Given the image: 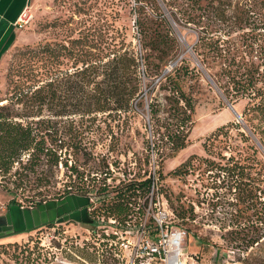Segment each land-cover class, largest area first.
<instances>
[{
    "label": "rangeland",
    "instance_id": "374dc122",
    "mask_svg": "<svg viewBox=\"0 0 264 264\" xmlns=\"http://www.w3.org/2000/svg\"><path fill=\"white\" fill-rule=\"evenodd\" d=\"M160 2L161 12L168 20V29L179 45L177 61L185 59L201 71V75L185 88L196 102L187 147L171 158H163L150 148L158 136L152 130L149 115L150 80L144 75L141 37L134 20L135 0H35L22 13L18 46L3 62L0 101L11 99L14 94L11 81L16 78L19 67L27 63L26 58L20 56L22 51L44 44L57 48V44L79 39L88 29L93 31L102 27L111 31L112 26L126 34L127 43L139 59L144 98L136 101L134 113L120 119L103 116L92 123L75 118L74 126H83L79 152L63 148L59 150L63 160L61 165L39 170V179L52 177L53 187L46 189L36 176L27 172L23 182L14 175L0 180L8 187L13 186V181L23 183L19 199L28 205L24 201L38 192L54 198L71 189L76 192L77 174L71 170L72 166L89 177L103 179L104 173H110L106 184L114 190L123 188L130 180L152 176L159 187L154 195H164L177 215L181 211L188 213L182 224L188 230L184 252L193 258L191 264H264V241L248 252H243L240 246L244 237L255 233L264 236V118L252 117L247 121L248 116L244 113L250 100L232 97L234 86L228 72L231 58H234L237 62H254L261 66L260 73L264 75V10L259 5H247L244 0H222L220 3L205 0L198 5L190 2L189 6L176 8ZM213 45L230 52L226 61L225 57L209 52V46ZM205 55H208L206 62ZM63 61L67 63V60ZM73 62L69 61V66L65 64L61 69L71 68ZM57 67L54 63L53 71ZM16 109H21V106H16ZM55 122L58 127L64 124L61 119ZM231 124L233 126L214 141L212 135L219 128ZM56 140L54 136L49 138V145L56 148ZM205 144L211 149L210 154L206 152ZM193 155L199 159L194 161L188 172L182 176L172 174ZM230 156L245 165L246 176L240 185L221 170L226 163L224 157L228 159ZM200 158L210 159L212 163L202 162ZM241 188L244 191L240 194ZM1 191L0 198L6 195ZM251 191L258 209L241 212L240 209L250 199ZM90 194L91 199L70 196L65 202L51 204V210L36 211L34 220L51 219L57 214L55 207L62 208L60 206L78 213L85 212L93 203L102 207L111 203L110 197L116 193H111L109 198H100L94 190ZM148 194L141 195L145 197ZM192 208L193 215L190 212ZM78 215L68 216L62 221L54 220V227L27 232L25 241L0 242V245L8 246V250L0 246V264H85L73 254L72 259L66 260L63 246L72 247L74 254L91 264L94 255L90 249L93 245L91 228L86 225L89 218ZM65 239L68 242L64 245Z\"/></svg>",
    "mask_w": 264,
    "mask_h": 264
},
{
    "label": "trees",
    "instance_id": "16d2710c",
    "mask_svg": "<svg viewBox=\"0 0 264 264\" xmlns=\"http://www.w3.org/2000/svg\"><path fill=\"white\" fill-rule=\"evenodd\" d=\"M161 1L168 7L176 8L186 4L189 6L190 2L198 5L205 0ZM217 1L220 3L222 0H211L212 3ZM244 1L251 7L259 5L264 10V0ZM133 11L135 25L141 37L144 75L150 80L149 115L152 130L155 136H158L150 148L163 158H171L189 144L196 102L185 88L190 81L201 75V71L182 59L173 70L163 76L166 68L177 61L179 45L168 29V20L161 12V2L135 0ZM110 30L102 27L93 31L88 29L79 39L57 44V48L44 44L27 48L20 53L27 63L19 67L16 78L11 81L14 91L12 98L0 101V178L14 175L23 182L27 172L36 176L41 186L51 188L52 177L39 179V170L44 167L53 169L61 165L63 160L59 150L63 148L79 152L82 146L79 137L83 126H74L75 118L87 119L94 123L99 117H113L115 120L135 112L136 101H143L144 98L139 59L127 43L126 34L115 26ZM209 48L211 54H219L218 57H225V61L228 59L229 51L220 50L215 46ZM205 56L204 62L208 60V55ZM63 59L67 60V63H64ZM71 60H74L71 68L61 69L65 64L69 66ZM231 60L228 72L234 86L232 97L250 100L244 113L248 116L247 121L252 117L264 118V75L260 73L261 66H256L250 61L237 62L234 58ZM54 63L58 65L56 71H53ZM16 106H21V109H16ZM56 119L63 120L64 126L58 127ZM232 126L233 124L219 128L212 135L214 141ZM52 136L57 139L56 148L48 143ZM262 140L264 142V138ZM204 148L208 154L211 153L206 144ZM224 158L226 163L221 166V170L237 185L242 184L246 176L245 165L235 157ZM196 159L199 158L191 156L172 174L182 176L193 167ZM200 160L212 163L210 159ZM71 170L77 174V191L72 192L71 189L63 194L57 193V198L38 192L33 198H27L24 203L28 205H25L19 199L22 197L19 191L23 183L13 181V186L8 187L0 180V189L12 196L8 207L17 205L28 209H38L49 203L61 202L70 196L91 199L90 193L93 190L100 198H109L111 193H116L110 197L111 203L97 207L93 212H90L93 204L89 205V222L86 225L91 226L92 218L98 213L106 217L122 218L131 208L128 204L134 198L143 196L141 194L149 193L155 180L152 176L138 181L133 179L123 188L114 190L106 184L110 173H104L105 178L101 179L98 176H86L78 171L77 167L72 166ZM42 172L43 170L40 173ZM159 172L161 178L163 175L161 170ZM39 189L40 187L37 190ZM243 191L241 188L240 194ZM249 196L250 199L240 209L241 212L249 213L258 209L252 191ZM104 202L106 203L105 199ZM190 212L193 215V208ZM187 214L186 211H181L178 216L185 221ZM54 226V222H49L37 231ZM263 239L264 236L255 233L241 239L240 246L243 252H248L251 248L261 245Z\"/></svg>",
    "mask_w": 264,
    "mask_h": 264
},
{
    "label": "built area",
    "instance_id": "2783aa9c",
    "mask_svg": "<svg viewBox=\"0 0 264 264\" xmlns=\"http://www.w3.org/2000/svg\"><path fill=\"white\" fill-rule=\"evenodd\" d=\"M158 189L154 180L149 194L134 198L128 204L131 208L122 218L106 217L100 213L92 218L89 231L93 240L90 249L94 262L91 264H191L193 258L184 252L188 230L169 200L164 195H154ZM96 208L93 203L90 212ZM67 242L65 239L64 245ZM63 247L66 260L72 259L73 254L89 264L74 254L72 247Z\"/></svg>",
    "mask_w": 264,
    "mask_h": 264
},
{
    "label": "crops",
    "instance_id": "0c3cea01",
    "mask_svg": "<svg viewBox=\"0 0 264 264\" xmlns=\"http://www.w3.org/2000/svg\"><path fill=\"white\" fill-rule=\"evenodd\" d=\"M35 0H0V71L4 60L8 54L18 46L19 43V29L18 21L24 10L31 5ZM2 192V191H1ZM6 194V193H5ZM12 197L6 194L0 198V242L8 243L16 241H25L26 233L37 230L39 227L46 225L49 222L62 221L63 218L72 215L81 217H88V211L85 209L80 213L72 212L66 209L55 207L56 213L54 217L49 220L36 221L34 220L35 212L51 210L52 205L60 204L61 202H54L44 205L38 209L21 208L17 205L8 207ZM52 204V205H51ZM57 206V205H55ZM77 223V222H76Z\"/></svg>",
    "mask_w": 264,
    "mask_h": 264
},
{
    "label": "water",
    "instance_id": "95a60500",
    "mask_svg": "<svg viewBox=\"0 0 264 264\" xmlns=\"http://www.w3.org/2000/svg\"><path fill=\"white\" fill-rule=\"evenodd\" d=\"M178 64V61H175L173 63L170 64V66L168 68H166V70L164 71V75H166L167 73H169L171 70H173V68ZM231 109H234L233 105H230ZM236 116L240 117L239 113H236Z\"/></svg>",
    "mask_w": 264,
    "mask_h": 264
},
{
    "label": "flooded vegetation",
    "instance_id": "af4514ba",
    "mask_svg": "<svg viewBox=\"0 0 264 264\" xmlns=\"http://www.w3.org/2000/svg\"><path fill=\"white\" fill-rule=\"evenodd\" d=\"M0 246H1V249L7 248V250H8V246H7V245H0ZM3 246H5V247H3ZM11 257H13V256H11ZM16 261H17V258H16ZM16 261H14V263H15ZM2 264H5V263H2Z\"/></svg>",
    "mask_w": 264,
    "mask_h": 264
}]
</instances>
